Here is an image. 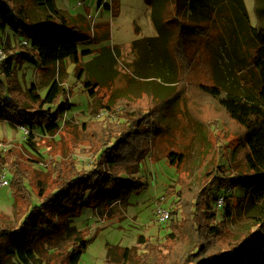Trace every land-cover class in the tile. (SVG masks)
Segmentation results:
<instances>
[{"label":"trees","instance_id":"obj_1","mask_svg":"<svg viewBox=\"0 0 264 264\" xmlns=\"http://www.w3.org/2000/svg\"><path fill=\"white\" fill-rule=\"evenodd\" d=\"M146 1L151 7L153 26L159 33V37L145 40L153 44L147 49L153 50L152 56L161 63L160 73L175 90L178 70H175L176 58L172 54L176 49L183 50L186 40L197 42L199 37L208 38L211 31L208 34L199 25H213L214 14L227 13L225 40L221 46L225 64L211 65L214 81L209 85L202 83L200 87L219 105L223 115L241 129L235 155L230 156L233 162L240 157L238 168L229 164L211 173L191 203L192 213L182 223L188 226L187 233L194 240L195 249L181 255L173 248V252L168 251L163 257V264H169V257L174 258V264H264V3L257 0L260 22L254 27L244 0H183L188 2V8L182 20L168 13L171 0ZM25 2L43 8L48 15L33 21ZM225 3L230 8L223 6ZM112 6L105 7L112 11ZM187 18L190 21H185ZM7 31L26 39L29 48L0 62V121L20 124L30 133L34 129L48 135L61 132L59 120L70 110V104L66 102L54 108L63 98L58 82L51 84L45 97L39 94L36 85L25 91L16 65L28 63L46 71L70 60L81 80V59L92 52L81 51L80 45L91 42L89 37H85L81 27L67 22L55 0H0V33ZM98 86L85 82L93 97ZM158 108V104L121 100L115 111L118 123H85L83 128L98 156L95 168L83 172L73 160L67 164L56 163V179L52 181L51 190L37 171L9 158L11 153L4 156L0 151V164L8 163L13 177L10 184L16 205L14 223L0 212V264H10L13 259L18 264H41L38 255L42 254L45 244H56L84 209L122 203L132 194L141 192L143 185L137 178L139 168L151 142L163 131ZM169 161L178 169L183 159L181 155L170 154ZM216 186L230 193L238 190L246 193L236 201L239 208L244 206L260 215L258 232L222 231L225 224H217L218 216L212 206L211 190ZM234 198L236 196L226 194L216 200L228 203V220L234 216L231 203ZM185 225L173 224L168 239L177 243L181 226ZM87 242L85 238L75 240L69 264H79Z\"/></svg>","mask_w":264,"mask_h":264},{"label":"rangeland","instance_id":"obj_2","mask_svg":"<svg viewBox=\"0 0 264 264\" xmlns=\"http://www.w3.org/2000/svg\"><path fill=\"white\" fill-rule=\"evenodd\" d=\"M100 1L55 0L67 22L81 27L91 41L80 45L81 51L92 52L81 59V80L70 60L46 71L28 63L16 65L19 82L25 91L36 85L39 94L45 97L51 84L58 82L63 98L54 108L66 102L70 104V110L59 120L62 131L48 135L34 129L33 133H28L20 124L0 121V151L4 156L11 153L9 158L37 171L51 190L52 181L56 179V163L67 164L73 160L77 169L83 172L95 168L98 156L93 141L83 128L85 123H118L115 111L121 100L158 104L163 131L151 142L139 168L137 178L143 190L122 203L84 209L63 231L56 244H45L38 259L41 264H69L75 240L85 238L87 248L79 264H163V257L173 248L181 255L195 249L194 240L187 233L188 226L182 223L192 213L191 203L204 182L219 166H239L240 157L233 162L230 156L235 155L241 129L223 115L219 105L200 87L202 83H213L211 65L225 64L221 46L225 40L227 13L214 14L215 25H199L208 34L211 31L208 38L199 37L197 42L186 40L185 48L176 49L172 54L176 58L175 70H178L175 90L160 73L161 63L152 56L153 50L147 49L153 44L135 42L153 34L152 15L146 0H103L102 6ZM244 2L252 26L257 27L260 22L257 0ZM25 5L33 21L48 15L43 8L29 2ZM106 5H113L112 11L107 10ZM167 10L173 15L172 9ZM26 42L11 31L0 33V47L5 58L26 51L29 48ZM85 82L99 85L95 88V97L85 87ZM170 154L182 156L178 169L170 165ZM7 165L0 164V179L5 175L9 183L0 186V212L14 223L16 205L10 184L13 177ZM226 194L236 196L231 202L234 216L229 220L226 217L228 203L216 201ZM211 195L217 224H225L221 228L223 232L259 231L257 218L260 215L244 206L239 208L236 201L246 196L243 190L230 193L216 186ZM33 199H37L35 195ZM161 207L172 214L166 223H159L157 219ZM173 224L185 225L181 226L177 243L168 239ZM169 260V264H174L173 257ZM10 264L18 262L13 259Z\"/></svg>","mask_w":264,"mask_h":264},{"label":"crops","instance_id":"obj_3","mask_svg":"<svg viewBox=\"0 0 264 264\" xmlns=\"http://www.w3.org/2000/svg\"><path fill=\"white\" fill-rule=\"evenodd\" d=\"M146 3H147V1H146ZM185 4H186V6H184ZM147 6H148V12L151 14V7L148 4H147ZM223 6L227 7V9L230 8V6L227 3H225ZM168 8L172 9L173 15H175V16L177 15V17L182 20L183 15L186 13V10L188 8V2L185 3L183 0H172L169 2ZM152 33L153 34H150L149 37H144L140 40H136L135 42L145 41L147 39H153V38L159 37V33L155 29L154 26H153Z\"/></svg>","mask_w":264,"mask_h":264},{"label":"built area","instance_id":"obj_4","mask_svg":"<svg viewBox=\"0 0 264 264\" xmlns=\"http://www.w3.org/2000/svg\"><path fill=\"white\" fill-rule=\"evenodd\" d=\"M4 52L2 47H0V62L4 59ZM24 131L30 133L27 129L23 128ZM1 183L0 186L5 187L9 183L6 180L5 175L1 177ZM219 202L223 203V199H221ZM157 219L159 220V223H166L170 219V213L165 208L161 207L157 212Z\"/></svg>","mask_w":264,"mask_h":264}]
</instances>
